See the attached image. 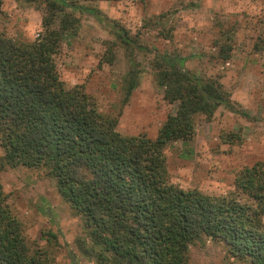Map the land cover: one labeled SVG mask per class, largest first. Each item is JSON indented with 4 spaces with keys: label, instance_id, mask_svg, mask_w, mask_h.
I'll return each mask as SVG.
<instances>
[{
    "label": "trees",
    "instance_id": "16d2710c",
    "mask_svg": "<svg viewBox=\"0 0 264 264\" xmlns=\"http://www.w3.org/2000/svg\"><path fill=\"white\" fill-rule=\"evenodd\" d=\"M48 4L54 13L67 8L102 21L89 7ZM49 23L30 45L0 35V171L22 166L55 180L84 224L78 250L95 264H189L190 248L204 237L224 242L232 258L264 264V163L240 170L234 190L220 197L175 187L165 165L164 148L192 138L196 116L219 107L236 113L222 86L184 71L185 59L168 58L180 68L159 66V83L175 113L155 139L123 137L82 90L59 79L54 56L70 22L57 31ZM47 237L45 246L28 242L0 184V264H58L55 236Z\"/></svg>",
    "mask_w": 264,
    "mask_h": 264
},
{
    "label": "rangeland",
    "instance_id": "374dc122",
    "mask_svg": "<svg viewBox=\"0 0 264 264\" xmlns=\"http://www.w3.org/2000/svg\"><path fill=\"white\" fill-rule=\"evenodd\" d=\"M65 1L95 9L102 21L67 8L54 13L48 0H2L0 35L30 45L44 33L45 18L48 31L69 20L54 56L59 79L115 120L121 136L155 139L175 113L177 103L164 100L159 83V66L180 68L168 58L185 59L184 71L217 81L229 94L236 113L219 107L196 116L192 138L164 148L172 185L226 196L240 170L264 163V0ZM0 184L30 244L45 246L51 234L58 264H95L78 250L84 224L44 170L5 166ZM188 255L189 264H249L206 237Z\"/></svg>",
    "mask_w": 264,
    "mask_h": 264
}]
</instances>
